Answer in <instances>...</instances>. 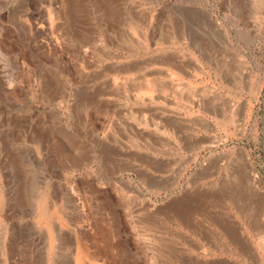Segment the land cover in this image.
Instances as JSON below:
<instances>
[{"label":"rangeland","instance_id":"374dc122","mask_svg":"<svg viewBox=\"0 0 264 264\" xmlns=\"http://www.w3.org/2000/svg\"><path fill=\"white\" fill-rule=\"evenodd\" d=\"M263 240L264 0H0V264H264Z\"/></svg>","mask_w":264,"mask_h":264},{"label":"crops","instance_id":"0c3cea01","mask_svg":"<svg viewBox=\"0 0 264 264\" xmlns=\"http://www.w3.org/2000/svg\"><path fill=\"white\" fill-rule=\"evenodd\" d=\"M162 114V113H161ZM150 119H154L155 122L158 124V126L164 127V126H170L171 127V120L176 121L177 125L180 127L182 126V128H184L182 131H178V130H173V132H175L176 134H181L182 137H185L188 135V131L185 129V126L188 124V115H185L182 117V119L180 117H178L177 115H162L159 117H150ZM189 123L194 124L193 121H189ZM193 126V125H192ZM169 127V128H170ZM184 139H180L177 142V146L175 149H187V141ZM164 145H161V143L158 140H154V141H149V145H146L142 148L144 149H162L164 148ZM147 168H149L151 170V172H158V171H162V169H167V162L161 163V162H148V164H146ZM164 169V170H165ZM237 243V242H236Z\"/></svg>","mask_w":264,"mask_h":264},{"label":"bare ground","instance_id":"6f19581e","mask_svg":"<svg viewBox=\"0 0 264 264\" xmlns=\"http://www.w3.org/2000/svg\"><path fill=\"white\" fill-rule=\"evenodd\" d=\"M254 212V211H253ZM255 218V217H254ZM257 218V217H256ZM256 224V223H255ZM258 224V223H257ZM261 226V225H260ZM260 226H258V230H261L260 232H262V228H260ZM263 227V226H262ZM264 241V240H263ZM261 243V246L262 248H264V242H260Z\"/></svg>","mask_w":264,"mask_h":264}]
</instances>
